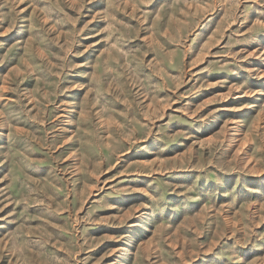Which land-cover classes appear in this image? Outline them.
<instances>
[{
    "label": "rangeland",
    "instance_id": "obj_1",
    "mask_svg": "<svg viewBox=\"0 0 264 264\" xmlns=\"http://www.w3.org/2000/svg\"><path fill=\"white\" fill-rule=\"evenodd\" d=\"M0 264H264V0H0Z\"/></svg>",
    "mask_w": 264,
    "mask_h": 264
}]
</instances>
